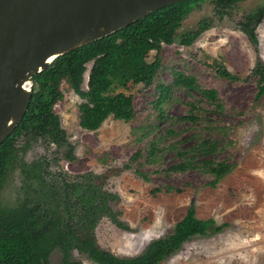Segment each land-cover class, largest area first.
Instances as JSON below:
<instances>
[{
    "label": "trees",
    "instance_id": "trees-1",
    "mask_svg": "<svg viewBox=\"0 0 264 264\" xmlns=\"http://www.w3.org/2000/svg\"><path fill=\"white\" fill-rule=\"evenodd\" d=\"M198 1L185 0L155 10L108 36L58 56L32 77L28 109L0 144V264H52L50 255L56 249L60 258L55 264H82L80 256L94 264H160L191 236L216 233L226 225L212 218H197L192 202L170 233L152 239L136 255L121 257L100 246L96 238L95 229L103 217L122 229L128 228L119 219V212L109 205V194L104 195L96 181L99 176L90 173L58 178L49 176L45 159L30 163L22 159L30 140L38 137L59 147L67 145L64 156L74 159L73 145L67 142L66 132L54 111V105L63 98L62 84H67L81 98L79 125L96 130L109 116L125 122L136 120L133 95L128 92V84L134 83L144 88L153 86L158 91L151 102L152 121L135 127L141 132L136 135V141H142L150 133L153 136L130 158L131 162L152 168L148 172L138 169L136 173L149 181L151 174L171 176L194 170L206 177L204 185L216 187L236 167L229 156L220 157L228 145V127L218 122L217 116L226 113V109L217 89L205 87L194 75L175 68L170 69V79L160 78L164 68L162 45L174 41L176 30ZM211 1L221 14L241 0ZM263 18L264 6L247 13L240 21V30L255 45L256 27ZM210 27V21L199 20L197 27L183 34L179 42L189 46ZM150 50L155 52L149 57ZM212 61L219 77L239 78L217 59ZM87 63L91 67L87 88L83 89ZM250 76L259 97L264 93L262 60L256 61ZM176 90L184 91L189 98L182 113L171 115L164 106ZM22 131L25 137L20 144L17 138ZM186 131H191L188 140L180 138ZM168 153L172 158L167 164ZM129 166L130 163L125 164L114 172L120 173ZM16 169L22 176L20 191L12 205H5L1 193ZM161 190L157 187L152 193ZM165 190L181 191L169 185Z\"/></svg>",
    "mask_w": 264,
    "mask_h": 264
},
{
    "label": "rangeland",
    "instance_id": "rangeland-1",
    "mask_svg": "<svg viewBox=\"0 0 264 264\" xmlns=\"http://www.w3.org/2000/svg\"><path fill=\"white\" fill-rule=\"evenodd\" d=\"M262 6L264 0H241L229 14L218 17L211 0H200L176 30L174 41L161 48L163 81L170 79L171 68L183 70L194 75L203 86L217 89L224 103L226 113L217 118L228 127V145L220 157L229 156L236 167L216 187L204 185L206 177L194 170L171 176L151 174L149 181L136 173L138 169L148 172L152 168L131 162L130 158L153 136L150 133L142 141L135 138L141 133L135 127L152 121L151 102L158 94L153 86L128 84L137 111L135 121L109 116L98 129L87 130L79 125L81 98L67 84L61 85L63 98L54 105V111L66 132L67 142L73 145L74 159L64 156L67 145L52 146L51 157L57 160L52 166L69 178L90 173L99 176L96 181L104 195L109 194V205L128 226L122 229L103 217L95 229L103 248L121 257L140 253L149 241L170 233L194 202L197 218H212L226 225L216 233L191 236L160 264H264V93L257 97L258 88L250 76L258 59L264 63V18L256 27V45L240 30L244 16ZM202 19L210 21L211 27L189 46L182 45L181 36L194 30ZM154 52L150 50L149 57ZM212 59L239 78L219 77ZM90 67L91 63H87L83 89L87 88ZM171 95L165 109L171 115L182 113L189 96L182 90ZM190 133L186 131L180 138L188 140ZM42 148L34 141L22 152V159L30 162L40 155ZM165 158L168 164L171 153ZM128 163L129 168L114 172ZM21 179L19 170H14L1 193L3 204L12 205L16 201ZM167 185L181 191H166ZM157 187L162 190L153 194ZM80 257L82 264H94ZM59 258L56 249L50 255V262L55 264Z\"/></svg>",
    "mask_w": 264,
    "mask_h": 264
},
{
    "label": "water",
    "instance_id": "water-1",
    "mask_svg": "<svg viewBox=\"0 0 264 264\" xmlns=\"http://www.w3.org/2000/svg\"><path fill=\"white\" fill-rule=\"evenodd\" d=\"M185 0H0V144L55 58Z\"/></svg>",
    "mask_w": 264,
    "mask_h": 264
},
{
    "label": "flooded vegetation",
    "instance_id": "flooded-vegetation-1",
    "mask_svg": "<svg viewBox=\"0 0 264 264\" xmlns=\"http://www.w3.org/2000/svg\"><path fill=\"white\" fill-rule=\"evenodd\" d=\"M233 7V6H232ZM231 7V8H232ZM231 8H229V9H225L224 10V12H222L221 14H218L217 12H216V10H215V13H216V15L218 16V17H223V16H225V15H227V14H229V11H230V9ZM215 9V8H214ZM22 135L21 136H19L17 139H18V141H20V144L21 143H24V140H23V137H25L24 136V133H25V131H22ZM26 137H28V136H26ZM34 141H36L37 143H39V144H41L42 145V152L40 153V155L37 157V158H35V159H33V160H37V159H45V161L48 163V170H49V172H50V174H49V176H52V175H54V176H57L58 178H68V176L63 172V171H61V170H59V169H56L55 167H53L52 166V164H53V162L55 161H57L56 159H54V157H51V155L53 154V152L51 151L52 150V146H57L54 142H52V141H50V142H48V141H44V140H42L40 137H38V138H36V139H34V140H30V142H29V145H30V147H31V145L33 144V142ZM28 150V149H27ZM26 150V151H27ZM25 152V151H24ZM52 159H54V160H52ZM33 160H31V161H33ZM25 161V160H24ZM30 161V162H31ZM25 162H27V163H30V162H28V161H25ZM20 172V171H19Z\"/></svg>",
    "mask_w": 264,
    "mask_h": 264
}]
</instances>
